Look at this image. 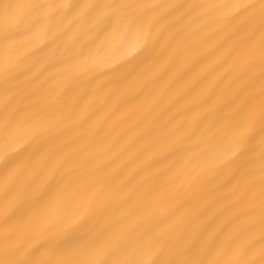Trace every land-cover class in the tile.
<instances>
[{"label": "bare ground", "instance_id": "1", "mask_svg": "<svg viewBox=\"0 0 264 264\" xmlns=\"http://www.w3.org/2000/svg\"><path fill=\"white\" fill-rule=\"evenodd\" d=\"M262 128L264 0H0V264H264Z\"/></svg>", "mask_w": 264, "mask_h": 264}, {"label": "snow or ice", "instance_id": "2", "mask_svg": "<svg viewBox=\"0 0 264 264\" xmlns=\"http://www.w3.org/2000/svg\"><path fill=\"white\" fill-rule=\"evenodd\" d=\"M262 132H264V128H262ZM238 148L242 150L245 145L250 141L252 136V128L248 125H243L238 128ZM242 154V152H241ZM44 264H69V262L62 261H46ZM99 264H111L109 260H102Z\"/></svg>", "mask_w": 264, "mask_h": 264}]
</instances>
